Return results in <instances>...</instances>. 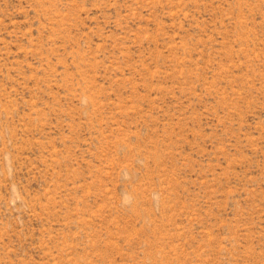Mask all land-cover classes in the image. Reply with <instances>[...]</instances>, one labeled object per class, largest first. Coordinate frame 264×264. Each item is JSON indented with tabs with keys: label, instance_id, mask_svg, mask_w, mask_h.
<instances>
[{
	"label": "rangeland",
	"instance_id": "rangeland-1",
	"mask_svg": "<svg viewBox=\"0 0 264 264\" xmlns=\"http://www.w3.org/2000/svg\"><path fill=\"white\" fill-rule=\"evenodd\" d=\"M0 264H264V0H0Z\"/></svg>",
	"mask_w": 264,
	"mask_h": 264
}]
</instances>
